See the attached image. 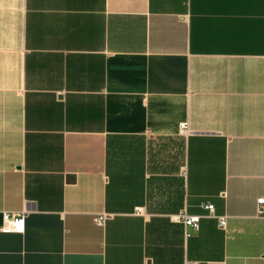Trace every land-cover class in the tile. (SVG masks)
<instances>
[{"label":"crops","instance_id":"0c3cea01","mask_svg":"<svg viewBox=\"0 0 264 264\" xmlns=\"http://www.w3.org/2000/svg\"><path fill=\"white\" fill-rule=\"evenodd\" d=\"M261 197L264 0H0V264H264Z\"/></svg>","mask_w":264,"mask_h":264},{"label":"built area","instance_id":"2783aa9c","mask_svg":"<svg viewBox=\"0 0 264 264\" xmlns=\"http://www.w3.org/2000/svg\"><path fill=\"white\" fill-rule=\"evenodd\" d=\"M190 133L188 125L186 123H182L179 126V134L188 135ZM257 212L259 216L264 217V197H261L257 200ZM203 209L208 211L209 216L213 217L217 220L218 225L223 227L225 225V217H216L213 214L214 208L211 204H206L202 206ZM136 212L140 213V208H136ZM107 219V214H99L94 219V223L97 226H103L105 220ZM4 226L1 228L3 233H16L22 234L25 230V213L18 214H10L7 212L3 213ZM177 222H182L186 226H192L195 229H198L199 217L197 216H189L185 212L179 214L176 217ZM196 264V263H192Z\"/></svg>","mask_w":264,"mask_h":264}]
</instances>
